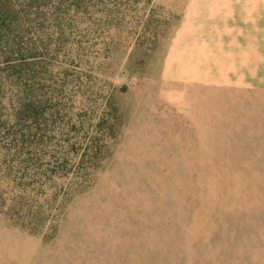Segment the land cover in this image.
<instances>
[{"label":"rangeland","instance_id":"1","mask_svg":"<svg viewBox=\"0 0 264 264\" xmlns=\"http://www.w3.org/2000/svg\"><path fill=\"white\" fill-rule=\"evenodd\" d=\"M0 264H264V0H0Z\"/></svg>","mask_w":264,"mask_h":264}]
</instances>
